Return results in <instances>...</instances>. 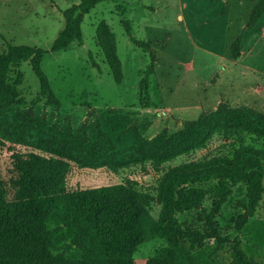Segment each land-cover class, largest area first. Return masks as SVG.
Instances as JSON below:
<instances>
[{"label":"trees","instance_id":"trees-1","mask_svg":"<svg viewBox=\"0 0 264 264\" xmlns=\"http://www.w3.org/2000/svg\"><path fill=\"white\" fill-rule=\"evenodd\" d=\"M79 0L63 11V27L46 49L7 44L0 53V152L8 150L7 167L0 169V264H200L191 248L206 239L218 243L227 239L220 233L216 215L236 184L245 185L237 201L242 209L236 221L241 228L251 216L264 192V146L243 141L231 156L210 157L168 168L159 178L160 210H149L153 200L132 180L113 185L81 187L67 185L74 169L106 168L111 171L144 165L159 166L183 154L205 147L216 134L225 137L248 133L264 139V112L245 105L220 102L214 110L201 111L195 119L182 120L173 133L163 129L151 138L133 125L131 144L117 147L99 129L89 143L83 127L76 131L46 127L34 118L30 108L13 111L21 103L18 86L23 80L20 64L28 61L39 84V97L46 105L60 104L49 77L42 68L47 52L81 43L84 15L98 2ZM117 1V0H108ZM264 12V0L255 2L245 28L250 29ZM130 41L149 55V65L140 88L147 94L148 76L157 60L148 41L131 35L130 23L121 19ZM95 39L114 80L122 79V65L116 54L114 33L105 22L97 25ZM241 38L231 44L232 57L240 55ZM16 69L11 78V70ZM14 145L26 147L15 151ZM208 188H205V186ZM209 209L203 205L206 195ZM200 210L202 225L180 222L178 212ZM152 237L165 244L151 256L137 260L134 252ZM233 264H264L248 258L235 241Z\"/></svg>","mask_w":264,"mask_h":264},{"label":"rangeland","instance_id":"rangeland-1","mask_svg":"<svg viewBox=\"0 0 264 264\" xmlns=\"http://www.w3.org/2000/svg\"><path fill=\"white\" fill-rule=\"evenodd\" d=\"M258 0H117L100 1L84 15L81 43L67 49L47 52L42 68L59 99L58 106L46 105L39 97V84L28 61L20 64L21 103L13 111L30 108L34 118L46 127L56 125L71 131L83 127L92 143L99 131L121 148L131 144L135 125L146 138L163 129L173 133L182 120L195 119L201 111L214 110L220 102L245 105L264 112V12L250 28L249 13ZM79 0H0V53L7 44L48 49L63 27V11ZM121 19L130 23L131 35L148 41L156 55L154 73L148 76L147 94L140 88L150 59L133 44ZM105 22L114 33L116 54L122 65L118 83L95 39L97 25ZM241 38L240 55L234 59L231 44ZM16 69L11 70V78ZM258 148L264 139L248 133L225 137L214 135L205 147L183 154L159 166L144 165L111 171L106 168H80L67 176V185L95 187L132 180L153 200L150 213L160 210L158 181L170 167L212 155L231 156L240 142ZM26 147L14 145L13 150ZM7 149L0 152L2 174L7 167ZM205 188H208L206 185ZM245 185L236 184L222 204L216 221L226 242L206 239L191 248L200 264H233L235 241L248 258L264 261V192L253 214L241 228L238 200ZM203 205L210 208L207 194ZM180 222L202 225L200 210L178 212ZM165 241L152 237L134 252L137 260L151 256Z\"/></svg>","mask_w":264,"mask_h":264}]
</instances>
